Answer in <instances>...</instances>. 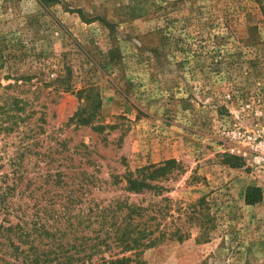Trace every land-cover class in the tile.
I'll return each mask as SVG.
<instances>
[{
    "label": "rangeland",
    "instance_id": "1",
    "mask_svg": "<svg viewBox=\"0 0 264 264\" xmlns=\"http://www.w3.org/2000/svg\"><path fill=\"white\" fill-rule=\"evenodd\" d=\"M262 5L0 0V186L5 175L8 184L22 176L32 193L19 203L29 214L46 204L47 175L67 165L99 180L90 197L100 203L168 198L165 235L141 250L139 264H264V162L253 152L264 139ZM171 158L183 170L159 195L110 184V175ZM250 186L260 188L259 203H246ZM55 227L65 232L61 221L52 228L60 236ZM176 227L181 240L169 235ZM98 228L77 233L94 237ZM131 252L101 245L84 264ZM10 253L0 244V264H15Z\"/></svg>",
    "mask_w": 264,
    "mask_h": 264
},
{
    "label": "trees",
    "instance_id": "2",
    "mask_svg": "<svg viewBox=\"0 0 264 264\" xmlns=\"http://www.w3.org/2000/svg\"><path fill=\"white\" fill-rule=\"evenodd\" d=\"M262 9L264 10L263 5ZM25 108L26 103L22 102L18 109L23 113ZM9 118L12 122L16 121L12 120L13 116ZM24 118H30V115L25 114L23 121ZM72 120L76 124H82L85 121L83 111L77 112ZM59 161L61 164L73 160ZM85 161L89 160L83 162ZM59 166L60 168L55 167L52 175H47L45 182L47 186L44 185L40 192V195L47 194L46 204L31 206L29 214L26 211L28 205L19 203L25 191L29 189V193H32V189L28 187L29 183L21 189L19 185L23 181L22 176L12 177L11 184L7 183V175L4 176V184L0 186V214L6 217L3 218L6 221L11 214L17 218L14 224L10 221L6 226L0 223V234L5 239V244H0L11 249L8 256L13 255L15 264H84L85 261L93 259V254L87 252H96L101 245H105L109 248L120 247L122 253L132 252L129 256L110 255L109 259H103V263L139 264L141 250L156 244L165 235L158 225L170 208L168 198H163L165 204L146 206L119 198L107 204L100 203L90 197V188L98 186L99 183L93 174L77 171L67 165ZM61 167L68 169L69 174L61 170ZM182 170V164L171 158L159 164L144 165L134 171L127 170L120 176L110 175L112 179L110 184L118 185L124 181L123 189L126 192L152 191L153 194L159 195L167 190L162 184L163 180L176 176ZM261 200L259 187L250 186L246 189L247 204H256ZM197 202L205 203V197L198 199ZM16 212L20 214L16 216ZM59 221L65 232L55 227L60 232V236H57L52 228ZM93 222H99V230H96L94 237L77 233L78 231L83 233V230L89 228ZM100 232H103L104 236L100 235ZM181 233L176 227L169 235L181 240Z\"/></svg>",
    "mask_w": 264,
    "mask_h": 264
},
{
    "label": "built area",
    "instance_id": "3",
    "mask_svg": "<svg viewBox=\"0 0 264 264\" xmlns=\"http://www.w3.org/2000/svg\"><path fill=\"white\" fill-rule=\"evenodd\" d=\"M254 160L258 163L264 162V139L253 148Z\"/></svg>",
    "mask_w": 264,
    "mask_h": 264
}]
</instances>
